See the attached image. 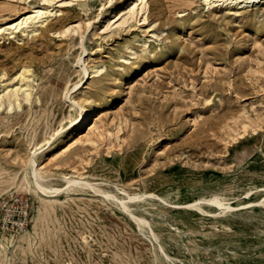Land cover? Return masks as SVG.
<instances>
[{"label": "rangeland", "instance_id": "obj_1", "mask_svg": "<svg viewBox=\"0 0 264 264\" xmlns=\"http://www.w3.org/2000/svg\"><path fill=\"white\" fill-rule=\"evenodd\" d=\"M131 1L0 0V25L56 12L36 32L0 37V264H249L264 250L233 227L264 231V0H146L128 21L105 22ZM84 67L93 75L68 92ZM19 71L29 96L9 102L2 87ZM71 100L96 107V131L71 132ZM32 151L41 184L91 187L39 192ZM121 191L201 200L205 213L175 231L176 209L130 203L153 237L111 197ZM212 197L254 202L220 213Z\"/></svg>", "mask_w": 264, "mask_h": 264}, {"label": "bare ground", "instance_id": "obj_2", "mask_svg": "<svg viewBox=\"0 0 264 264\" xmlns=\"http://www.w3.org/2000/svg\"><path fill=\"white\" fill-rule=\"evenodd\" d=\"M203 1H204L205 5L209 6L211 4L212 0H203ZM234 1H236V0H234ZM241 1L250 2L252 0H241ZM126 9H127L125 12L126 16H123V14H125V13H123V9L120 7H117V9H114L112 11V15L109 18L107 17L108 19L106 21L105 20L104 21L109 25H118L121 23V21H126L128 18H131L135 14L137 15L138 12L146 11V9H147L146 8V0L131 1V2H129ZM55 13L56 12L52 13L51 11L44 10L42 8H32L29 12L24 13V14H20L17 18H15V19L7 22V23L5 22L3 25L1 24L0 25V37L2 38L3 34L11 35L13 37H17L18 35L26 36V35H29L33 32H36L37 26L42 25L50 15L55 14ZM81 42H83L82 38H81ZM83 48H84V46H83ZM83 50L85 52V49H83ZM81 59H79L78 62H80ZM82 70H83L85 80L79 81V83L74 84L73 87L70 90H68V92L70 91V93H74V92L80 90L83 87V85L89 80V78L91 77V74L93 75V72H94V71H89L86 67H84ZM25 75L26 74H24V72L19 71L17 74L18 81H16V83H13L9 86L6 85V87H4V86L2 87L3 90L1 92H4V95L9 102L17 101L18 100L17 98L19 97L18 96L19 92H21V94L22 93L25 94L26 98L29 96V92H28L29 84L26 81H24L27 77V76L25 77ZM25 82L28 84V87H27V84ZM85 101L87 102V100H85ZM71 102L73 105L77 106L78 109L80 110V115H79L80 118L78 120H75V121L73 120L74 123H73V121H71V123H70L71 132H86V134L89 135L93 131H96L97 130L96 124L93 123L92 121L89 122L90 116H92V115H93V117L96 116L95 115L97 112L96 107L92 103H85L83 105H79L74 100H71ZM9 105H10V103H9ZM97 115H98V113H97ZM91 120H93V119H91ZM71 132H70V134H71ZM35 155H36L35 151H32V155H31V157H29V160H28V166H29V173H30V178H31L32 184L34 185L35 189H37L39 192L41 191L42 193L55 194V193H59V192L64 191L70 187H75V186H80V187L81 186L82 187L83 186H89V187H91V185L87 181H85L81 178H70V177H63V179L66 183L65 187H63V188L46 187L45 185L41 184V181L43 180V178L41 176L40 169H38V164L34 158ZM262 190H264V188ZM95 191H96V189H95ZM95 191H94V193H95ZM254 192H257V190ZM254 192L250 191V192H247V194L251 195ZM109 194H105V196L106 197L111 196ZM121 194H122V197L119 199L114 197V195L111 197L113 199H115L117 201L116 203L120 204V206L126 212H129L130 216L135 221H137L138 224L140 223V224L146 225L148 227V230H149L148 232H150V234L153 237H155V227L152 226L151 224H149L146 220L141 219V217L140 218L136 217L132 213H130V211H129V204L130 203L134 204V202H137L140 200L152 199V200H155V201L161 203L162 206L166 207L167 209H169V208L176 209L175 212L171 213V215L173 216L172 217L173 221H176L178 223L176 228H175V231H185V230L188 231V230H190L191 224L189 222H190L191 217H193L194 215H197V214L200 215V214L205 213V211H202V209H200L198 206L199 203L201 202V200L176 203V202L170 201V199H171L170 195L161 196V195H159L157 193H153V192L128 193L125 191H121ZM206 202L211 204V205H214L217 209L220 210V213H227V212H232V210L235 207H236V209L238 208V209L243 210V209L247 208L248 206H250V203H253L254 201L253 202H246L242 205H238V204L230 205V204L224 203L221 199L214 197L213 199L207 200ZM256 204L264 207V193L256 200ZM157 209H158V207H157ZM159 210H161V209H159ZM218 213H219V211H218ZM233 227H234V229H237L239 236H249V238H246V239H240V237H239V240H241V241H244V242L253 241L254 243L264 242V231H262V229L259 232H253V233L249 234L248 232H246V230H248L250 228H242L241 229L240 226H238V225H236V226L234 225ZM175 235H177V234H175ZM171 242H173V241H171ZM176 244H177V242H176ZM167 260H169V259H167Z\"/></svg>", "mask_w": 264, "mask_h": 264}, {"label": "crops", "instance_id": "obj_3", "mask_svg": "<svg viewBox=\"0 0 264 264\" xmlns=\"http://www.w3.org/2000/svg\"><path fill=\"white\" fill-rule=\"evenodd\" d=\"M252 258L254 259V262L253 260L251 261ZM251 259L249 260V264H264V250H259V251L255 250L254 256H252ZM241 263H242V260L239 261V264Z\"/></svg>", "mask_w": 264, "mask_h": 264}]
</instances>
